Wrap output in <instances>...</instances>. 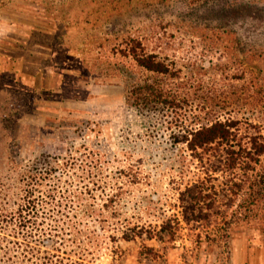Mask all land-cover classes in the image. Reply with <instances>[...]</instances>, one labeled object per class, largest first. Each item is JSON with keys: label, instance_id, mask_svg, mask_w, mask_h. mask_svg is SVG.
<instances>
[{"label": "rangeland", "instance_id": "1", "mask_svg": "<svg viewBox=\"0 0 264 264\" xmlns=\"http://www.w3.org/2000/svg\"><path fill=\"white\" fill-rule=\"evenodd\" d=\"M133 46L171 72L136 67ZM145 80L174 97L140 109L126 95ZM214 119L237 143L264 136V0H0V153L15 156L0 168L71 157L54 174L85 204L62 212L75 262L264 264V225L241 199L214 202L207 228L184 221L178 191L198 171L177 126Z\"/></svg>", "mask_w": 264, "mask_h": 264}, {"label": "trees", "instance_id": "2", "mask_svg": "<svg viewBox=\"0 0 264 264\" xmlns=\"http://www.w3.org/2000/svg\"><path fill=\"white\" fill-rule=\"evenodd\" d=\"M130 48L136 67L151 73L171 72L155 55L135 53L136 47ZM127 93L126 99L140 109L174 97L165 84L146 80L132 84ZM177 128L183 132L179 141H188L198 171L195 180L178 191L179 200L185 203V223L207 228L217 208L214 202L233 203L238 198L245 210L250 208L254 214L245 223L264 225V213L257 217L258 211H264V136L256 131L237 143L238 129L229 119H214L186 130L181 125ZM5 158L14 162L15 156L0 153V159ZM60 159L66 162L71 157L59 149H49L36 155L38 167L0 168V264H79L75 260L84 258V249L75 236L66 237L70 234L66 230L75 232L76 227L69 223L70 216L62 213L76 202L79 206L84 203L59 188L54 173ZM218 178L222 185L219 191L209 184ZM226 212L222 211V217Z\"/></svg>", "mask_w": 264, "mask_h": 264}]
</instances>
